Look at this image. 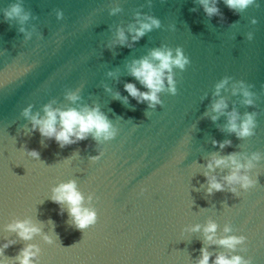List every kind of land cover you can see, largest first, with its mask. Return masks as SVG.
Here are the masks:
<instances>
[{
  "label": "water",
  "instance_id": "obj_1",
  "mask_svg": "<svg viewBox=\"0 0 264 264\" xmlns=\"http://www.w3.org/2000/svg\"><path fill=\"white\" fill-rule=\"evenodd\" d=\"M13 3L30 13L23 24L4 15ZM218 7L209 16L200 0H0V243L15 241L6 257L34 244L36 264H197L207 248L210 264L219 253L264 264V0L243 10L218 0ZM148 16L158 17L160 26L132 41L129 27ZM121 28L128 35L123 44ZM161 47H182L190 63L173 68L176 91L166 87L153 108L124 84L146 91L131 75V63ZM224 77L230 79L220 95L228 110L256 113L251 136L229 132L226 115L215 121L205 115ZM240 80L252 85L254 104L232 93ZM77 90L79 99H69ZM50 102L59 108L98 105L117 135L97 140L89 134L61 146L24 115L29 106L43 115ZM213 140L231 144L221 148ZM253 152L261 153L247 170L254 186L236 185L233 192L225 184L207 192L205 171L221 181L229 171L206 169L211 154L237 153L243 160ZM69 180L83 193V205L96 212L85 228L76 226L67 203L51 198ZM24 219L41 229L31 240L8 227ZM209 221L218 225L217 239H247L235 249L209 242L203 231ZM196 224L200 229L192 231Z\"/></svg>",
  "mask_w": 264,
  "mask_h": 264
},
{
  "label": "clouds",
  "instance_id": "obj_2",
  "mask_svg": "<svg viewBox=\"0 0 264 264\" xmlns=\"http://www.w3.org/2000/svg\"><path fill=\"white\" fill-rule=\"evenodd\" d=\"M204 6L205 12L211 16L220 12L218 7V0H200ZM257 0H224V3L234 10L246 9L249 5L256 3ZM119 11V7L113 8L112 13ZM4 15L6 18H18L21 24L29 19L30 13L23 10L21 3H13L5 9ZM139 15V13L137 14ZM63 11H57V17L62 18ZM252 23H256L255 17L252 18ZM139 26H130L128 31L133 33L131 36L132 41L138 40L146 31L151 30L153 27H159L161 21L158 17L148 16L145 20L138 21ZM20 31H24L21 27ZM118 40L121 44L128 40V35L123 28L117 32ZM248 38L252 39L253 34L248 33ZM190 63V58L184 53L182 47H177L175 52L173 49L167 47L152 49L149 56H145L133 60L130 66V73L147 89L142 90L136 86L132 81L124 84V88L129 95L136 98L138 102L147 101L149 107H155L157 104L162 103L160 93L167 90L175 93V80L173 75V68L180 69ZM230 77H224L215 85L214 95L218 98L211 104V109L205 115H210L212 120H217L220 115L227 116V123L224 127L229 132H235L238 137H248L254 134L256 127V113L245 112L242 116L236 108L228 110L227 98L220 95L221 89H224L228 84ZM233 94H241L243 103L252 105L255 103V93L252 91V85L240 80L234 82L232 86ZM68 98L76 101L79 99L78 90L69 92ZM127 99V97H125ZM24 115L30 117L32 128L39 130L42 136L54 137L61 146L72 144L79 140L85 139L91 134L95 139L103 138L105 140L114 138L117 135V128L113 126L106 114H104L99 106L88 107L83 106L59 108L53 107L52 102L44 106V114H33L31 106L25 108ZM214 144H219L223 148L226 144H231V140L216 141ZM30 154L38 157L39 153L33 149ZM261 159L260 152H253L246 159H241L237 153H229L227 156L219 155L218 153L211 154L206 164V169L214 170L217 167L228 168V173L223 177V181L217 179L212 174V171H205L204 175L207 177V192L211 193L214 190H222L225 184L231 186V191L236 192V185L244 189H248L256 184V180L249 174L247 170L254 166V161ZM52 200L57 203H67L68 211L72 216L78 228H85L90 224L95 223L96 212L94 209L87 208L83 205L84 196L78 189L75 180H69L58 184L53 189ZM11 230L15 231L19 237L24 240H31L32 237L41 231L40 227L33 223L30 219L17 220L15 223L8 226ZM200 225L196 224L192 227V231L200 229ZM217 223L209 221L203 228L205 239L209 242L219 243L228 249H235L238 245L244 243L247 239L244 235H228L217 239L216 230ZM225 232H230V227L226 226ZM50 239V237H46ZM15 243L14 240H4L0 243V264H36L35 257L39 253V248L34 244H28L23 247L20 252L13 259L5 256V249L11 244ZM212 253L207 248L201 249V255L197 264H210ZM211 264H253L250 257L246 258L239 253L227 255L219 253L211 260Z\"/></svg>",
  "mask_w": 264,
  "mask_h": 264
}]
</instances>
